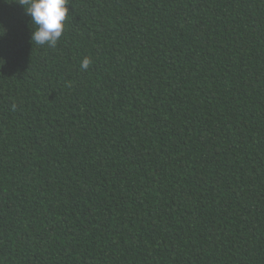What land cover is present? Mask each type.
<instances>
[{"label":"trees","instance_id":"16d2710c","mask_svg":"<svg viewBox=\"0 0 264 264\" xmlns=\"http://www.w3.org/2000/svg\"><path fill=\"white\" fill-rule=\"evenodd\" d=\"M66 7L0 0V264H264V0Z\"/></svg>","mask_w":264,"mask_h":264},{"label":"clouds","instance_id":"9594fccd","mask_svg":"<svg viewBox=\"0 0 264 264\" xmlns=\"http://www.w3.org/2000/svg\"><path fill=\"white\" fill-rule=\"evenodd\" d=\"M18 3L31 18L32 26H35L31 34L32 44L55 48L69 16L66 7L69 0H18ZM91 63V59L85 57L80 67L86 71Z\"/></svg>","mask_w":264,"mask_h":264}]
</instances>
